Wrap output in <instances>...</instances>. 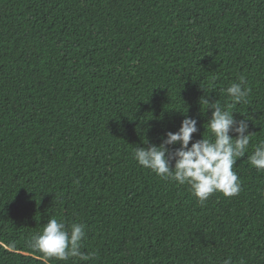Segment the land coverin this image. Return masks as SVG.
Returning a JSON list of instances; mask_svg holds the SVG:
<instances>
[{
    "label": "trees",
    "instance_id": "obj_1",
    "mask_svg": "<svg viewBox=\"0 0 264 264\" xmlns=\"http://www.w3.org/2000/svg\"><path fill=\"white\" fill-rule=\"evenodd\" d=\"M241 77L238 195L201 205L133 159L185 115L208 138L201 98ZM260 141L264 0H0V264H264ZM50 218L85 225L88 260L30 246Z\"/></svg>",
    "mask_w": 264,
    "mask_h": 264
},
{
    "label": "clouds",
    "instance_id": "obj_2",
    "mask_svg": "<svg viewBox=\"0 0 264 264\" xmlns=\"http://www.w3.org/2000/svg\"><path fill=\"white\" fill-rule=\"evenodd\" d=\"M224 91L230 103L223 107L218 100L210 101L208 96L200 100L201 105H206L203 112L212 109L207 121L211 132L208 138L202 135L201 139L193 140L198 132L197 120L185 115L178 131L166 132L159 145H150L146 140L144 146L133 149V159L139 166L162 179L187 185L201 205L215 193L233 197L241 191V182L233 166L238 158L245 156L251 133H248V119L237 120L231 109L247 103L251 89L244 86L241 77L239 83H233ZM175 145L178 147H170ZM248 159L258 171H264V141L257 143ZM84 237L85 225L78 222L69 225L50 218L43 230L33 235L30 246L46 258L58 261L73 257L88 260L91 254L80 251ZM224 264H231V258Z\"/></svg>",
    "mask_w": 264,
    "mask_h": 264
}]
</instances>
